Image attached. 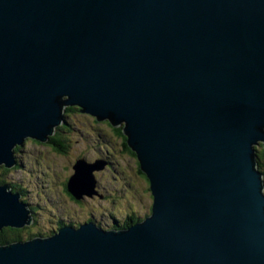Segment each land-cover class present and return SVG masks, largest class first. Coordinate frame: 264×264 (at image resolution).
<instances>
[{
	"label": "water",
	"instance_id": "1",
	"mask_svg": "<svg viewBox=\"0 0 264 264\" xmlns=\"http://www.w3.org/2000/svg\"><path fill=\"white\" fill-rule=\"evenodd\" d=\"M69 107L122 128L151 214L0 245V264H264V0H0V167ZM106 166L78 160L68 192L97 194ZM33 221L0 184V232Z\"/></svg>",
	"mask_w": 264,
	"mask_h": 264
},
{
	"label": "rangeland",
	"instance_id": "2",
	"mask_svg": "<svg viewBox=\"0 0 264 264\" xmlns=\"http://www.w3.org/2000/svg\"><path fill=\"white\" fill-rule=\"evenodd\" d=\"M65 119L70 128L62 131L68 142L67 155H58L53 147L28 140L17 155L19 169L6 172L0 167V179L24 192L22 200L35 216L30 233H45L49 237L59 223L80 222L90 209L101 211L104 224L117 220L123 225L132 213L141 219L149 216L153 204L149 184L139 175L136 160L122 151L121 140L109 126L77 112ZM80 158L90 163L109 159L111 164L95 173L100 190L109 200L94 197L82 205L71 201L64 184Z\"/></svg>",
	"mask_w": 264,
	"mask_h": 264
},
{
	"label": "trees",
	"instance_id": "3",
	"mask_svg": "<svg viewBox=\"0 0 264 264\" xmlns=\"http://www.w3.org/2000/svg\"><path fill=\"white\" fill-rule=\"evenodd\" d=\"M81 113L80 112V109L78 107H69L66 109L65 111V118H66V115H70L71 113ZM82 114V113H81ZM90 116V115H88ZM92 117V116H90ZM93 118V117H92ZM93 120L96 122V123H103V124H106L108 123V126L109 128L111 129V131L113 132V134L119 138L121 140V143H122V151L124 153H128L132 156V158L134 160H136V163H137V171L140 174H142V177L146 179V182L148 181L146 176L141 172L140 170V166H139V162L137 160V157L136 155L130 150L129 146H128V142H127V138L126 136L123 134V130L122 128H113L109 122H97V120L95 118H93ZM107 125V124H106ZM69 124L67 122V120L65 119V123L61 126H59L56 130V133L53 137L50 138V142H52V145L55 146V148H57L58 150H62L64 149V151H67L68 150V142L65 140L66 138H63L62 136V131H65V130H69ZM49 142V143H50ZM39 143V142H38ZM48 143V144H49ZM41 144V143H40ZM260 146H258L256 148V151H257V160H258V164H259V170L261 173H263L264 175V149L262 147V150H258ZM260 149V148H259ZM19 150V148L16 149V152ZM21 151V150H20ZM20 153V152H18ZM6 172L10 171V170H7L5 168H3ZM144 179V180H145ZM0 184H3V185H10L11 188H12V191L14 193H18V194H21L22 195V192L23 191H18L17 189H15L16 187L13 186L12 184H8L6 183L5 180H3V178L0 179ZM109 198V197H108ZM23 201V200H22ZM24 202V201H23ZM26 203V202H24ZM152 208V207H151ZM151 208L149 209V214H151ZM35 213V212H34ZM34 216V214H33ZM148 216V215H147ZM146 216H144L143 218H145ZM34 219H35V216H34ZM143 219H141V217H139L138 214L136 213H132L130 214L127 219H126V222L122 224H120V226H122V228H125V227H128V226H132L134 224H136L137 222H140L142 221ZM47 235L44 233H30V228L29 226L28 227H25L23 229H12V228H5L3 229L2 232H0V245L1 246H5V245H9V244H12V243H16V242H25V241H28V240H31L33 238H36V237H46Z\"/></svg>",
	"mask_w": 264,
	"mask_h": 264
},
{
	"label": "flooded vegetation",
	"instance_id": "4",
	"mask_svg": "<svg viewBox=\"0 0 264 264\" xmlns=\"http://www.w3.org/2000/svg\"><path fill=\"white\" fill-rule=\"evenodd\" d=\"M108 125V123H106ZM38 143V142H37ZM40 144V143H38ZM42 145H45V144H42ZM46 145H49L51 147L54 148V152L58 155H67L68 153V150L67 151H64V149L62 150H58L57 148H55V146L52 145V142H50L49 144L47 143ZM23 148V147H22ZM22 148H19V150L17 151V155H18V152H20V150L22 151ZM18 159V157H17ZM82 159V158H80ZM79 159V160H80ZM78 161V160H77ZM76 161V162H77ZM107 162V164H111V162L109 161V159L105 160ZM76 164V163H75ZM74 164V165H75ZM73 165V166H74ZM20 167V162H19V159H18V166L8 172H12L13 170H17L19 169ZM73 169V167H72ZM74 174V170H73V173L72 175ZM142 175V174H141ZM71 178V177H70ZM69 178V179H70ZM69 179L65 182L64 186H65V190L67 192V194L69 195L70 199L72 202L76 203V204H79V205H82L84 204L85 201H87L88 199H93L94 197H101V199H105V200H109L108 198V195L107 194H103L104 191H101L100 190V187L98 185V182H97V187H96V190H97V194H94L92 197H89V196H84L81 200H77L74 196H72L69 192H68V182H69ZM145 179V178H144ZM146 181V179H145ZM147 184H149V182L147 181ZM102 192V193H101ZM24 194V192H22V195ZM21 195V194H20ZM21 195V196H22ZM110 203V202H109ZM113 204H115V202H113ZM99 210V209H97ZM97 210H94V209H90L89 213L87 215H84L82 216L80 219H83L82 221L80 222H77V223H74V222H69V223H65V222H62V223H59V226L54 229L53 231L50 232V236H52L53 234H55L56 232H58L61 228L65 227V226H73V227H79L83 224H87V223H90V222H93L95 223L98 227L100 228H103V229H119L121 228L122 226H120L119 224V221L117 220H113L111 223H106L104 224L102 222V220L104 219V216L101 215V211H97ZM100 212V213H99ZM33 215V214H32ZM34 217V216H33ZM147 217V216H146ZM35 220V219H34ZM30 228V227H29Z\"/></svg>",
	"mask_w": 264,
	"mask_h": 264
},
{
	"label": "bare ground",
	"instance_id": "5",
	"mask_svg": "<svg viewBox=\"0 0 264 264\" xmlns=\"http://www.w3.org/2000/svg\"><path fill=\"white\" fill-rule=\"evenodd\" d=\"M19 193V192H18Z\"/></svg>",
	"mask_w": 264,
	"mask_h": 264
}]
</instances>
